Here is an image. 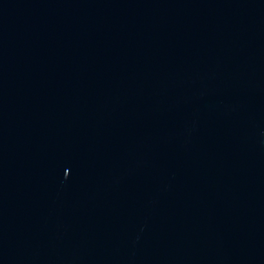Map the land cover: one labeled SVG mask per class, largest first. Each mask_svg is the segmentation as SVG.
Here are the masks:
<instances>
[{
	"label": "water",
	"instance_id": "95a60500",
	"mask_svg": "<svg viewBox=\"0 0 264 264\" xmlns=\"http://www.w3.org/2000/svg\"><path fill=\"white\" fill-rule=\"evenodd\" d=\"M0 264H264V0H0Z\"/></svg>",
	"mask_w": 264,
	"mask_h": 264
}]
</instances>
